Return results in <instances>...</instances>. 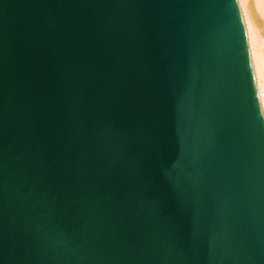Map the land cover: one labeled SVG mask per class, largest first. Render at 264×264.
Here are the masks:
<instances>
[{
    "label": "water",
    "instance_id": "obj_1",
    "mask_svg": "<svg viewBox=\"0 0 264 264\" xmlns=\"http://www.w3.org/2000/svg\"><path fill=\"white\" fill-rule=\"evenodd\" d=\"M0 264H264L238 0H0Z\"/></svg>",
    "mask_w": 264,
    "mask_h": 264
},
{
    "label": "bare ground",
    "instance_id": "obj_2",
    "mask_svg": "<svg viewBox=\"0 0 264 264\" xmlns=\"http://www.w3.org/2000/svg\"><path fill=\"white\" fill-rule=\"evenodd\" d=\"M248 30L260 100L264 111V0H238Z\"/></svg>",
    "mask_w": 264,
    "mask_h": 264
}]
</instances>
